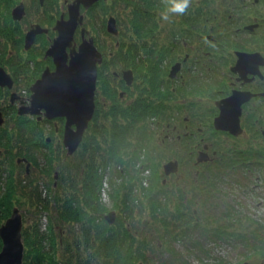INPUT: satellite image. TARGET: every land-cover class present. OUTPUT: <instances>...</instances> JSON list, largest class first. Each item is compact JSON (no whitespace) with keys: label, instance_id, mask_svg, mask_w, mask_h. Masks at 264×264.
<instances>
[{"label":"trees","instance_id":"16d2710c","mask_svg":"<svg viewBox=\"0 0 264 264\" xmlns=\"http://www.w3.org/2000/svg\"><path fill=\"white\" fill-rule=\"evenodd\" d=\"M132 1H135L138 6H144L149 16L148 21L144 22L142 19L144 16L146 17V13H143L142 9L141 12L139 11L140 9L134 8L137 33H145L142 36H146L148 31L154 32L161 28H166L167 36H170V32L178 31L179 29L175 22L177 20L184 21L183 35L187 37L183 43H185V51L190 54V61L203 48L214 50L215 47H220L227 52L231 50L232 46L229 44L230 34L228 29H226L224 34L222 30H215L221 33H215L216 40L218 42H220L219 40L223 41L221 46L211 41L207 42L205 34L208 33V29H204L199 21H204V24H208V21H217V18H220L223 14L216 10L212 11L206 0L203 1L206 4L203 16H198V18L193 16L195 0H191L185 14L172 16L165 24L154 13L155 2L152 0ZM202 6L197 4L199 15H201ZM1 13L4 14L0 10V15ZM185 32L188 34L186 35ZM0 36L8 37L10 35L0 32ZM146 46L143 48L144 53H147L148 58L151 57L153 59L154 54H159L162 49H168L175 45L173 42H166L155 47L154 45H148V49H146ZM3 47L0 41V52H2ZM6 52L7 50L4 48L3 54H6ZM224 65H226V62H223ZM218 67L222 68L219 65ZM23 68L26 69L25 64ZM153 74L149 82L152 89L149 93L151 99L147 101L146 99L138 98L133 107H125L119 103L116 91L110 88L106 75L99 76L101 79L100 89L105 90L110 105L105 114L103 113L101 121L93 118L89 122L83 142L80 145L82 151L84 153L87 152L88 156L84 158L82 168L80 165H74V167L76 166V172L80 171L79 173H76L74 168L71 173H68L69 165L67 160L70 158H66V150L61 144V134L63 132L61 124L46 123L37 125L31 122H19L18 119L14 120L11 118L9 127L0 129V157L4 158V160L0 159V226L9 218L13 208L17 207L15 206L16 198H18L17 204L21 203L24 206L26 205V207L33 208V212H26L29 216L34 217L36 221L41 213H46L47 218L50 219V223L46 225V230L44 231L40 230L38 223L22 229V239L25 246L23 264H137L136 260L139 259L146 262L145 254L149 247H153V239L158 236L155 231L149 233L146 230L153 228L151 226L147 227V224L152 225L151 221H159L172 228V232L167 234L158 233L159 235H164L165 240L170 243L177 240L184 242L192 234L189 233V228L187 227L177 234L175 232V229L181 224L185 223L184 226H187L193 220L192 214L187 211L189 205L186 204L187 201H185L183 194L179 190L175 192L173 189H160L163 185L159 186L157 191L152 192V181H154V178H145L143 181L146 184L143 186L141 183H136L137 186L133 184L130 192L124 190L122 177L117 174L114 177L118 178L119 181L121 180L120 182L118 181L117 185L113 184V180H109V185L112 189L109 196L113 200L111 206L120 213L116 222L118 225H110L105 222L104 216L108 211L106 206L99 201L100 191L103 187L102 183H106V181H103L106 178L105 166L113 162L112 155L116 156L120 152V144H125L126 146L132 144L134 138L137 141V144L136 142L133 143V149L130 150L132 154L130 152L127 154V156L131 155L129 162V165L133 167L131 171H148L151 168L148 162L143 164L145 160L143 161L141 155L147 145H149L146 141H150V137L153 136L146 135L148 128L146 129L145 123H147V119L153 117L152 123L149 122V124L155 125L159 131L160 124L155 121L162 116L159 113V104L157 103L159 92H157V88H154L160 83V74H155V71H153ZM201 77L199 76L198 78ZM210 78L213 80L212 75ZM204 85V82H199L197 91H195L198 102L202 101L199 94H204ZM154 97L156 98L154 99ZM153 103H155L154 106L152 105ZM99 106H101V103L98 104V108ZM209 114L210 110L200 114L197 123L199 127L203 125L212 130L211 126L208 127L205 124L210 117ZM201 115H204V117L201 118ZM139 122L142 123L139 124ZM55 128L58 130L56 131ZM260 128H264V125L260 124ZM263 131L264 129L259 130L261 137L264 134ZM221 138L226 140L223 136ZM145 143L147 145H144ZM13 147H16V151L13 150ZM246 147L248 149L251 148V151H245V156L247 154L254 155L247 157L245 162L240 156L233 155L231 164L236 165V168H248L255 164L264 167V143L251 146L242 141L236 142L233 150H242ZM221 150L216 149L218 151V159L223 156H231L230 153H227L228 156L224 155V153L221 154ZM255 154L259 159L257 163L254 161ZM98 162L102 163L103 168ZM19 163L21 165L24 163L25 169L27 165L29 166L26 169V173H29L27 176L24 175L25 172L20 168ZM222 166L225 167L226 165L223 164ZM255 168L258 169L257 167ZM121 170L120 173L123 176L129 173L130 168H121ZM55 172L58 175L56 188L54 187ZM17 176L20 179V186L17 183ZM49 178L53 179L50 188L47 185ZM192 180L195 182L194 178ZM67 189L69 192H66ZM121 191L124 193L122 194ZM145 201H147V206L149 205L150 207L149 222L142 217L146 207ZM202 203L205 207L202 211V219L208 221L212 208L208 207L210 206L209 203L205 206L203 200ZM171 207L176 208V211L171 210ZM206 211L209 214H206ZM105 212L107 213L104 214ZM167 212L168 216H165ZM230 216H232L233 220L236 218L244 219L239 211L228 214V217ZM53 220L56 221L54 225L52 224ZM226 226L227 224L223 223V225H218L214 229L209 230L211 232L206 233L211 235L212 238L226 243L231 242L228 239L231 237L232 242L239 249L246 245L248 239L253 243L258 239L264 247V228L258 225L254 226L253 228H255L254 231L256 230V232L243 237L241 233L228 232ZM56 228L59 229L58 236H60V239L58 240L55 236ZM260 235L262 236L261 238ZM145 237H148V240ZM158 238L160 237L158 236ZM160 245L162 244H157V246ZM1 246L0 240V249ZM59 250L62 253L60 258L64 262L58 257ZM169 250L166 249V253H170ZM175 261L178 260L173 259L163 264H187L186 262ZM220 264L224 263L221 262Z\"/></svg>","mask_w":264,"mask_h":264},{"label":"flooded vegetation","instance_id":"af4514ba","mask_svg":"<svg viewBox=\"0 0 264 264\" xmlns=\"http://www.w3.org/2000/svg\"><path fill=\"white\" fill-rule=\"evenodd\" d=\"M74 1L33 0L34 9L40 15L35 23L29 24L27 29H24L20 25L27 11L24 2L19 1L15 5L14 0H0V10L4 12V14L1 13L0 15V32L10 35L8 37L0 36V41L4 46L2 52H0V68L11 79V87L0 84V114L3 124L11 122L10 119L12 118L14 120L18 119L19 122L25 121L36 123L37 125L48 123L64 126V118L48 119L44 116L43 111L39 114L19 115L18 110L30 105L31 87L41 79L43 72L47 69L50 72L54 71L53 59L50 56H46V51L57 37L58 33L54 30L56 22L61 17L68 19V6ZM152 1L156 3L154 13L160 19L164 4L162 0ZM203 1L195 0L192 13L196 18L203 16L205 13L206 4ZM11 2L15 5L14 7L13 5L10 6ZM206 2L212 11L216 10L223 14L220 18H217V21H208V24H204V21H199L204 29H208V33L205 34L207 42L211 41L221 46L223 41L219 40L220 42H218L215 35V33H221L215 30H222L224 34L226 29H228L230 34L229 44L232 46L229 52L220 47H215L214 50L203 48L190 61V54L185 51V43H183L187 37L183 35V20L175 22L179 29L178 31L170 32V36H167L166 28H161L154 32L148 31L146 36H142L145 33L138 34L134 8L140 9L139 11L141 12L143 10V13H146V17L144 16L142 19L144 22L148 21L149 16L144 6H138L132 0H97L89 8L80 5L79 11L83 15V20L74 33L73 42L78 45L82 41L81 30L85 29L84 37L92 39L95 47L102 55V62L97 68L94 94L95 110L98 109V111H94L92 119H99L98 117H102L103 113L105 114L106 112L103 110L104 112L101 113L100 106L98 108L100 102H102L103 107L106 106V109L110 105L100 95L101 79L99 76L106 75L110 88L116 91L119 103L125 107H133L138 98L146 99L147 101L151 99L149 93L152 89L149 82L152 75H154V69L150 66V62H152L157 67L155 74H160V83L154 87L159 92L157 103L159 104V113L162 115L160 119L163 120L155 121L160 124L157 132L158 135H161V137L158 136L159 140L167 145H173L174 141H178L182 143V149L187 148L189 154L195 155L196 158L200 153L204 154L205 162H214L216 159L214 155H217L218 152L216 149L225 148L221 150V154L224 153L226 156H228L227 153L231 154V156L226 158L228 164L225 167L235 170L236 165L231 164L233 155L240 156L244 160L243 162L246 161L247 157L254 155L247 154L245 156V151H251V148L248 149V147L244 148L245 151L243 149L233 150L234 143L244 142L239 139L244 134V125H248L249 121H251L254 124H258L259 130L264 129L260 128V124L264 125V0H206ZM2 4L5 5L2 7ZM197 4L203 5L201 7V15L198 13ZM19 5L24 7V16L20 20H14L12 11ZM110 18L114 19L115 32L107 30V23ZM163 23L165 24L166 22L163 21ZM32 25H39L40 28L46 31L38 34L31 47L25 50V36ZM185 34L187 35L188 33L185 32ZM166 42H173L175 46L162 49L159 54H154L153 59L151 57L148 58L147 53L143 51L146 45V49H148V45H154L155 47ZM4 48L7 50L6 54H3ZM105 53L109 59L104 57ZM240 55L246 57V68L249 72L245 76H241L239 72L234 71ZM223 62H226V65L223 66ZM24 64L26 69L23 68ZM218 65L223 67L220 69ZM127 70L132 73L131 85H127L123 78V73ZM173 70L174 75L171 77L170 73ZM211 75L213 80L210 78ZM199 76L202 77L198 78ZM199 82H204V88L211 90L207 96V102L209 103V109L207 110H210V117L205 124L208 127L211 126L212 130L203 125L198 127L199 113L191 111L194 107H198L195 91H197ZM234 92H250L249 100L240 106V132L238 134H231L226 130H217L214 127V119L220 114L217 102L231 97ZM188 100L190 105H187ZM123 101L124 103H122ZM152 105L154 106L155 103ZM189 106L191 110L188 109ZM152 118L150 117L147 122L152 123ZM55 130L57 131L58 129L55 128ZM62 135L63 132L61 137ZM220 136L229 139L228 142L231 144H229L228 148L226 142H223ZM261 139H264V134ZM254 161L255 163L259 162L256 154ZM201 163H196L195 161L194 165L198 166ZM19 164L20 168L25 172L24 175L27 176L29 173H26L24 163L22 165L21 163ZM199 167L202 170L196 168V173L198 175L201 172L203 173L200 176L202 181L205 183L206 180L211 181V170H209L208 164L205 168L203 166ZM255 167L264 173V167H258L256 164L248 167L247 171L255 172ZM207 173L208 175H205ZM191 176L194 178V175ZM57 180L58 175L56 186ZM255 180H259L260 184H264V175L262 178L258 177ZM260 184L254 183L253 186L259 189L261 187ZM117 217L116 215L114 225H118L116 223ZM259 251H264V247Z\"/></svg>","mask_w":264,"mask_h":264},{"label":"rangeland","instance_id":"374dc122","mask_svg":"<svg viewBox=\"0 0 264 264\" xmlns=\"http://www.w3.org/2000/svg\"><path fill=\"white\" fill-rule=\"evenodd\" d=\"M19 1L24 2L27 7L26 15L20 22L21 28L27 29L29 24L36 22L40 14L35 11L33 0H14V4H18ZM58 1L60 2V0ZM4 5L5 4H2V7ZM12 5L13 2L10 3V6ZM15 5H13V7ZM104 57L108 58L106 53ZM150 66L152 69H154V71L157 70V67H155L152 62H150ZM99 91L104 100L109 103V100H107L108 96L105 90L103 91L101 88ZM210 91L211 90L205 89L204 94H199V97L202 98V101L198 102L197 108L194 107L192 110L190 109V106L188 108L191 111L199 113V118L200 114H204L206 110L209 109L207 96L209 95ZM100 103V111L102 113L108 108L106 109V106L103 107L102 102ZM122 103H124V101ZM187 105H190L189 100L187 101ZM202 117H204V115H201V118ZM98 118V120L101 121L103 116ZM159 120L163 121L161 119ZM9 123H2L0 125V129L3 127L7 129L9 127ZM140 123L142 122H139V124ZM145 124L147 126L146 129L148 128L146 135L153 136L150 137V141H146V143H149V145H147L146 143L144 144L147 145V147L144 149L143 154L141 153V157L143 158V161L145 160L143 164H146V162H148L151 168L148 171H131V169H133V167L129 165L131 155L127 156V154L128 152L132 154L130 150L133 149V143L136 142L137 144V141L134 140V138L132 144H129L127 146L125 144H120V152L116 156L112 155L113 162L105 166L106 178L108 180L106 178L103 179V181H106V183H102L103 187L100 191L99 201L106 206L108 212L114 211L116 215L119 216V211L113 209L111 206L113 204V200L109 196L112 190L109 185V180H113V184L117 185L119 179L114 177L115 174H117L119 177H122L121 180H123V186L125 188L124 190H126V192H130L133 184L137 186L136 183H141L143 186L146 184L143 180H145V178L151 177L154 178V181H152V192L157 191L159 189V186L163 184V187L165 188L160 187V189H173L175 192L179 190L183 194L185 201H187L186 204L189 205L187 207V211L192 214L193 220L189 222V225L184 226L185 223H183L175 229V232L177 234L181 232L182 229H185V227L189 228V233L192 234L187 238V240H184V242H180L179 240H177L170 243L168 242V240H165L164 235H159L158 233L167 234L169 232H172V228L166 226L164 223H160L159 221H151L152 225L147 224V227L151 226L153 228H149L146 230H148L149 233L155 231L160 238L156 236L153 239V247L150 248L145 254L146 262L142 259H139L136 260V263L163 264L166 261L170 262L175 259L180 262H186L187 264H220L221 262L224 264H264V251H259L263 248V246L258 239L255 243L251 242L248 239L246 241V245L242 249H239L237 245L232 242L231 237H227L231 242L226 243L223 241H219L216 238L214 239L211 237V235L208 234L209 232H211L209 230L214 229L218 225H223V223L227 224L226 229L228 232L235 231L241 233L243 237L247 236V234L251 235L253 232H256V230L254 231V226L258 225L264 228V184H260L259 180H255L258 177L262 178L264 173L259 169H256L255 172L247 171L246 167L236 168L235 170L227 169L222 165H226V158L228 157L223 156L218 160L217 155H214L216 157L214 162L207 161L196 166L194 165L195 161L197 163L196 156L189 154L187 148H185L186 150L182 149V143L174 141L173 145L163 144L158 138V136L161 137V135H158L156 126L153 124H149V122ZM258 127V124H254L253 122L249 121L248 125H244V134L239 137L240 141L243 140L247 145L251 146H257L258 144L264 143V139H261L260 135L258 134ZM226 140L229 139L227 138ZM226 140H223V142H226L227 147H229V144L231 143ZM13 150L16 151V147H13ZM243 151L245 150L243 149ZM86 156H88V153H84L79 147L76 153L67 160V164L69 165L68 173H71L73 168L76 172V166L74 167V165H80L82 168V165L84 164V158ZM1 158L2 157H0V159ZM2 160H4V158H2ZM169 161H177L179 163V166L176 170L177 173L172 172L169 175L165 174L167 176L166 177L165 175H163V165ZM207 164L209 166V170H211L210 178L212 179V182L206 180L205 183L200 178L203 173L201 172L198 175V173L196 172L197 169L202 170V168L199 166H203L205 168ZM100 166L103 168L102 163H100ZM121 168H130V170L128 171L129 173L122 176V174L120 173V171H122ZM79 172L80 171H77L76 173ZM65 174L67 175V173ZM191 175H194L195 182L192 180ZM205 175H208V173ZM52 180V178H49L47 180V185L49 188L51 187V183L53 182ZM19 181L20 179L17 176L18 185ZM254 183L257 185L260 184L261 187L259 189H257V187L255 188L253 186ZM35 185L37 186V184ZM66 192H69L68 189L66 190ZM121 192L122 194L124 193L123 191ZM16 199L17 202L15 206H17V208L19 207V209L22 210L23 229L30 225L38 223L40 230H46V225H49L50 223V219L47 218V214L41 213L39 219H37L36 221L34 217L29 216V214L26 212H33V208H30L29 206L26 207V205L24 206L21 203L17 204L18 198ZM202 200L205 202V206L209 203L210 206L208 207L212 208L208 221L202 219V211L204 209ZM145 203L146 207L142 214V217L144 218V220H147L149 222L150 207L149 205L147 206V201H145ZM170 209L176 211V208L171 207ZM234 211L241 212L244 219L236 218L235 220H233L232 216L228 217V214H232L234 213ZM106 213L107 212H105L104 214ZM206 214L209 213L206 211ZM166 216H168V212L166 213ZM55 222L56 221L53 220L52 224H56ZM55 230H57L55 232V236L58 240L60 239V236H58L59 229L56 228ZM139 236L144 237L142 235ZM261 237L262 236L260 235V238ZM145 239L148 240V237H145ZM157 244L162 245L157 246ZM166 249H170V253H166ZM58 254V257L60 258V255L62 254L61 250H59ZM60 260L64 262L63 259L60 258Z\"/></svg>","mask_w":264,"mask_h":264},{"label":"water","instance_id":"95a60500","mask_svg":"<svg viewBox=\"0 0 264 264\" xmlns=\"http://www.w3.org/2000/svg\"><path fill=\"white\" fill-rule=\"evenodd\" d=\"M97 0H75L68 6V19L62 17L56 22L54 30L58 33L52 45L46 51V56L53 59L55 69L43 72L41 79L32 87L30 105L18 110L19 115L39 114L43 111L48 119L64 118L62 144L66 150V156L73 155L83 142V137L94 111V94L96 90L97 68L102 62V55L95 47L92 39L84 37L85 29L81 30L82 41L76 45L74 33L82 24L83 15L80 14V5L89 8ZM24 16V7L17 6L12 11L14 20H20ZM115 22L110 18L107 30L115 32ZM39 25H32L25 36V50L33 44L36 36L45 32ZM245 56L240 55L235 72L245 76L247 62ZM174 70L170 76L173 77ZM127 85L132 83V73L127 70L123 73ZM0 84L11 87V79L0 68ZM250 92H234L229 98L217 102L220 114L214 119V127L217 130H226L231 134L240 132L239 115L240 106L249 100ZM3 123L0 114V125ZM204 154L200 153L197 163L205 162ZM28 165L26 169H28ZM177 161H169L163 165L164 174L176 172ZM57 174L55 173L54 186H56ZM116 213L109 211L104 220L112 225L115 222ZM23 216L19 208L14 207L9 218L0 226V264H23L25 246L22 239Z\"/></svg>","mask_w":264,"mask_h":264},{"label":"clouds","instance_id":"9594fccd","mask_svg":"<svg viewBox=\"0 0 264 264\" xmlns=\"http://www.w3.org/2000/svg\"><path fill=\"white\" fill-rule=\"evenodd\" d=\"M164 10L160 13L162 21H169L172 16H179L186 13L191 0H162Z\"/></svg>","mask_w":264,"mask_h":264}]
</instances>
